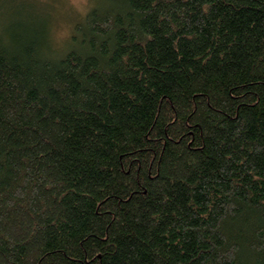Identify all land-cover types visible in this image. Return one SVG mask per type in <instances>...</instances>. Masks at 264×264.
Here are the masks:
<instances>
[{"label":"trees","instance_id":"1","mask_svg":"<svg viewBox=\"0 0 264 264\" xmlns=\"http://www.w3.org/2000/svg\"><path fill=\"white\" fill-rule=\"evenodd\" d=\"M52 5L0 24V264H264V0Z\"/></svg>","mask_w":264,"mask_h":264},{"label":"rangeland","instance_id":"2","mask_svg":"<svg viewBox=\"0 0 264 264\" xmlns=\"http://www.w3.org/2000/svg\"><path fill=\"white\" fill-rule=\"evenodd\" d=\"M49 1L57 14L54 33L57 43L61 44L72 34L74 24L87 11L90 0H0V24H8L13 18L30 23L31 11L44 12Z\"/></svg>","mask_w":264,"mask_h":264}]
</instances>
